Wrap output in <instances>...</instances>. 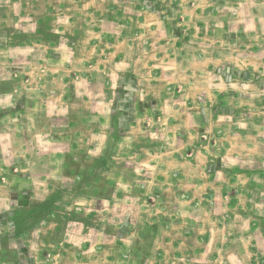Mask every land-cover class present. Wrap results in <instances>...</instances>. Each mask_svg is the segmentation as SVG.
Masks as SVG:
<instances>
[{
  "label": "crops",
  "instance_id": "0c3cea01",
  "mask_svg": "<svg viewBox=\"0 0 264 264\" xmlns=\"http://www.w3.org/2000/svg\"><path fill=\"white\" fill-rule=\"evenodd\" d=\"M263 16L264 0H0V158L29 214L72 193L105 242L58 264H264ZM23 236L0 261L43 242Z\"/></svg>",
  "mask_w": 264,
  "mask_h": 264
},
{
  "label": "rangeland",
  "instance_id": "374dc122",
  "mask_svg": "<svg viewBox=\"0 0 264 264\" xmlns=\"http://www.w3.org/2000/svg\"><path fill=\"white\" fill-rule=\"evenodd\" d=\"M259 24L264 32V16L259 18ZM261 37L264 38V33ZM3 69L4 67H0L2 72ZM204 140H207V137ZM27 147L26 145V149ZM22 172L15 161L0 158V250L4 249L12 255L13 249H16L14 235L21 232L24 240L27 233L33 232L38 236L36 239H43V242L33 244L29 243V239L19 242V247L23 248L19 250L21 254L16 264H58L63 248H70L72 251L76 247L80 251H89L93 247L102 252L105 242L96 241V225L93 221H88L90 211L83 210V215L78 216L74 215V209L65 206L73 199L72 193L51 194L47 201L40 203L29 214V180H22ZM69 184L71 182L67 180L66 185ZM258 199L257 204L259 208H263L261 212L264 213V194ZM79 219H82V222ZM17 222H20L19 230L14 231L13 226ZM108 232L111 230L108 229ZM31 251L35 254L31 257L33 261L29 260ZM9 257L11 256H1L0 264H11Z\"/></svg>",
  "mask_w": 264,
  "mask_h": 264
},
{
  "label": "built area",
  "instance_id": "2783aa9c",
  "mask_svg": "<svg viewBox=\"0 0 264 264\" xmlns=\"http://www.w3.org/2000/svg\"><path fill=\"white\" fill-rule=\"evenodd\" d=\"M203 138H206V136H205V135H203Z\"/></svg>",
  "mask_w": 264,
  "mask_h": 264
}]
</instances>
